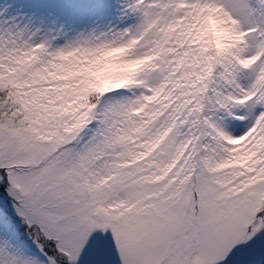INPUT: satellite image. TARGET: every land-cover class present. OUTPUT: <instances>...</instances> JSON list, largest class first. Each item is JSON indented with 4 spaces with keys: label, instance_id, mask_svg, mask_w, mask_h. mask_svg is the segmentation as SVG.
I'll use <instances>...</instances> for the list:
<instances>
[{
    "label": "snow or ice",
    "instance_id": "6c2138e0",
    "mask_svg": "<svg viewBox=\"0 0 264 264\" xmlns=\"http://www.w3.org/2000/svg\"><path fill=\"white\" fill-rule=\"evenodd\" d=\"M0 264H264V0H0Z\"/></svg>",
    "mask_w": 264,
    "mask_h": 264
}]
</instances>
